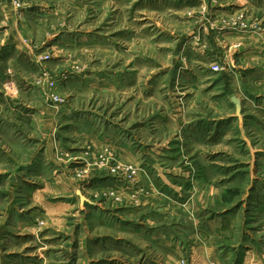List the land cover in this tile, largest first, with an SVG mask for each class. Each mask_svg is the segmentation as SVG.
<instances>
[{
  "label": "rangeland",
  "instance_id": "1",
  "mask_svg": "<svg viewBox=\"0 0 264 264\" xmlns=\"http://www.w3.org/2000/svg\"><path fill=\"white\" fill-rule=\"evenodd\" d=\"M184 263L264 264V0H0V264Z\"/></svg>",
  "mask_w": 264,
  "mask_h": 264
},
{
  "label": "built area",
  "instance_id": "2",
  "mask_svg": "<svg viewBox=\"0 0 264 264\" xmlns=\"http://www.w3.org/2000/svg\"><path fill=\"white\" fill-rule=\"evenodd\" d=\"M213 69H214V71L218 72L220 70V67L218 65H214V68Z\"/></svg>",
  "mask_w": 264,
  "mask_h": 264
},
{
  "label": "water",
  "instance_id": "3",
  "mask_svg": "<svg viewBox=\"0 0 264 264\" xmlns=\"http://www.w3.org/2000/svg\"><path fill=\"white\" fill-rule=\"evenodd\" d=\"M206 2H207V3H209V2H210V0H206Z\"/></svg>",
  "mask_w": 264,
  "mask_h": 264
}]
</instances>
